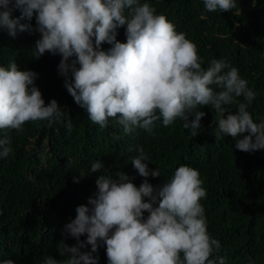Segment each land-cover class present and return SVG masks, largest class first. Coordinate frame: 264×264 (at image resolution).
I'll use <instances>...</instances> for the list:
<instances>
[{
    "label": "clouds",
    "instance_id": "1",
    "mask_svg": "<svg viewBox=\"0 0 264 264\" xmlns=\"http://www.w3.org/2000/svg\"><path fill=\"white\" fill-rule=\"evenodd\" d=\"M203 2L208 12L237 8L236 0ZM252 2L255 6L256 0ZM14 10L20 11L19 17L13 18ZM34 16L35 31L40 34L35 59L46 52L60 55L58 71L65 77L64 86L74 102L86 109L91 122L106 127L114 119L125 134L136 127L151 134L161 117L164 127L180 119L183 128L196 137L205 116L198 109L210 106L217 114L220 135L236 138L247 133L237 140V150H264V123H255L248 105L236 99L243 96L251 103L255 98L239 70L223 60H212L204 70L197 46L164 15L155 14L147 2L0 0V29L13 38L18 31L33 30L21 21ZM120 27L126 28L124 43L116 39ZM104 43L111 45L107 51L101 50ZM36 78L32 71L18 70L14 61L8 68L0 66V130L19 132L26 122L51 123L63 115L55 100L45 105L34 85ZM237 103L234 114L225 107ZM70 121L68 117L69 131ZM10 144V137L0 139V158L10 155ZM138 151L140 155L132 161L138 174L160 177L158 168L150 172L144 163L143 149ZM102 167L97 161L91 172ZM117 177H97V192L88 200L91 207L78 206L75 218L64 227L77 244L69 247L61 240L60 255L67 259L46 257L44 264H96L92 253L98 242L106 246L108 264H217L210 257L220 244L207 231L206 207L200 203L206 191L198 170L182 165L159 188L147 179L137 187L125 174ZM82 236H86L83 242ZM86 245L91 246L90 252L81 251ZM2 264L14 261L7 259ZM218 264H225V258L220 257Z\"/></svg>",
    "mask_w": 264,
    "mask_h": 264
},
{
    "label": "trees",
    "instance_id": "2",
    "mask_svg": "<svg viewBox=\"0 0 264 264\" xmlns=\"http://www.w3.org/2000/svg\"><path fill=\"white\" fill-rule=\"evenodd\" d=\"M140 2L164 15L197 46L204 70L212 60L236 67L255 93L251 103L243 96L236 99L248 105L255 123H264V0H256L255 6L252 0H236L237 8L229 12H208L203 0ZM12 16L19 17L20 11L14 10ZM21 23L31 24L33 30L18 31L13 38L0 29V66L8 68L14 61L18 70L36 73L34 85L45 105L55 100L63 115L51 123L26 122L19 132L0 130V139L10 137L12 149L7 158H0V264L7 259L14 264H44L46 257L66 260L60 255L59 242L71 247L77 241L67 236L64 227L75 218L78 206L91 207L88 200L95 197L98 176L118 179V173H123L137 187L147 179L159 188L182 165L199 171L206 191L200 203L206 207L207 231L220 244L210 258L217 264L220 257L225 264H264V150H237V140L247 133L236 138L220 135L217 114L210 106L198 109L205 116L196 137L180 119L164 127L162 117L151 134L140 127L125 134L114 119L100 127L67 92L65 77L58 71L60 55L46 52L35 59V42L40 39L35 16ZM116 32L117 41L126 42V28ZM110 47L104 43L101 50ZM225 107L234 114L238 103ZM139 148L147 157L144 163L149 171L158 168L160 177H141L135 170L132 161L140 155ZM97 161L104 167L92 173ZM143 215L146 218L148 213ZM84 240L86 236L80 238ZM81 251L90 252L91 246ZM92 256L96 264H108L102 242Z\"/></svg>",
    "mask_w": 264,
    "mask_h": 264
}]
</instances>
